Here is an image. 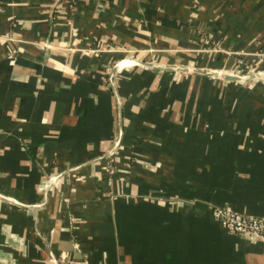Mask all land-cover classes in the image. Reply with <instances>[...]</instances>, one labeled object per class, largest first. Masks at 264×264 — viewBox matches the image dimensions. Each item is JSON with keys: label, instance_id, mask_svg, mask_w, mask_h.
<instances>
[{"label": "crops", "instance_id": "0c3cea01", "mask_svg": "<svg viewBox=\"0 0 264 264\" xmlns=\"http://www.w3.org/2000/svg\"><path fill=\"white\" fill-rule=\"evenodd\" d=\"M213 206L264 216V0H0L6 264H264Z\"/></svg>", "mask_w": 264, "mask_h": 264}, {"label": "built area", "instance_id": "2783aa9c", "mask_svg": "<svg viewBox=\"0 0 264 264\" xmlns=\"http://www.w3.org/2000/svg\"><path fill=\"white\" fill-rule=\"evenodd\" d=\"M111 171L112 166L109 164L107 172ZM210 212L211 216L229 232L264 238V216L262 215L240 213L223 206H213ZM68 264L89 263L83 259L69 260Z\"/></svg>", "mask_w": 264, "mask_h": 264}, {"label": "water", "instance_id": "95a60500", "mask_svg": "<svg viewBox=\"0 0 264 264\" xmlns=\"http://www.w3.org/2000/svg\"><path fill=\"white\" fill-rule=\"evenodd\" d=\"M118 66V63L115 65V67ZM176 69L180 70V71H196V72H201V73H205V74H209V75H221L223 79L225 80H239V79H248V78H253L256 77V72L253 73H248L245 77L241 76V75H236V74H231V73H222L221 71H214V70H210L207 68H188L184 65H176L175 66Z\"/></svg>", "mask_w": 264, "mask_h": 264}, {"label": "rangeland", "instance_id": "374dc122", "mask_svg": "<svg viewBox=\"0 0 264 264\" xmlns=\"http://www.w3.org/2000/svg\"><path fill=\"white\" fill-rule=\"evenodd\" d=\"M6 263H9L7 260H6V257H4L2 254L0 255V264H6Z\"/></svg>", "mask_w": 264, "mask_h": 264}]
</instances>
